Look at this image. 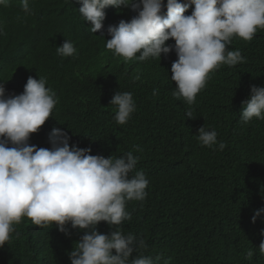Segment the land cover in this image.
I'll use <instances>...</instances> for the list:
<instances>
[{"label": "trees", "instance_id": "obj_1", "mask_svg": "<svg viewBox=\"0 0 264 264\" xmlns=\"http://www.w3.org/2000/svg\"><path fill=\"white\" fill-rule=\"evenodd\" d=\"M29 3L31 14L23 12L20 0L0 6V82L6 94L22 93L32 76L46 78V87L58 98L54 118L31 134L29 143L51 148L50 132L62 128L70 146L97 144L92 155L118 158L132 151L139 157L136 171L149 180L143 201L126 202L130 221L113 228L100 222L97 230L132 233L147 244L140 252L161 256V264H264L258 249L264 216L252 222L254 212L264 208V119L248 124L240 119L251 86H264V30L258 29L251 41L232 38L228 49L240 50L246 62L210 73L189 106L172 94L174 51L160 61L125 62L106 48L107 27L130 20L136 15L131 9L107 8L103 37L90 32L79 0ZM65 40L77 48L75 58L57 55L56 47ZM117 91L132 93L136 102L124 125L115 121L116 106L110 104ZM189 110L192 118L185 115ZM202 126L218 133V142L226 144L223 151L199 143ZM137 145L142 151L135 150ZM13 227L12 239L0 248V264H71L68 253L84 234L69 225L71 234L65 235L53 224L38 227L26 217Z\"/></svg>", "mask_w": 264, "mask_h": 264}, {"label": "clouds", "instance_id": "obj_2", "mask_svg": "<svg viewBox=\"0 0 264 264\" xmlns=\"http://www.w3.org/2000/svg\"><path fill=\"white\" fill-rule=\"evenodd\" d=\"M11 0H0L8 7ZM78 9L91 33L104 37L106 9H131L130 20L109 25L106 48L125 62L149 58L161 60L162 54L175 52L171 65V80L176 87L173 96L189 105L207 85L210 73L222 65L230 67L246 62L240 50H229L232 38L251 41L257 30H264V0H79ZM191 14L186 15L189 8ZM25 14H31L29 0H20ZM166 10V11H165ZM0 24V35H3ZM170 39L175 43H166ZM57 55H78L72 41L56 47ZM139 79V76L135 77ZM47 80L29 76L20 94H6L5 82H0V248L12 239L14 225L29 218L38 227L53 224L61 233L70 235L68 226L84 232L76 247L68 253L71 264H161L162 257L145 255L147 244L132 233L115 229L110 234L97 230L100 222L112 226L132 219L126 202L143 201L149 180L143 171H136L139 157L132 151L114 158L92 155L91 148H80L62 128L49 134L51 148L29 143L53 117L58 98L46 87ZM159 90L154 89L153 95ZM111 105L116 106L115 121L126 124L136 111L130 92H115ZM192 118V112L185 113ZM264 119V86H251L249 98L242 102L240 119L248 124ZM218 133L204 126L198 129L202 146L223 151L226 144L218 142ZM136 151H142L135 146ZM134 175H130L132 173ZM264 216V208L254 212L252 222ZM113 228V227H112ZM261 235L264 236V230ZM259 252L264 254V240ZM113 250L115 254H113ZM134 253H139L135 254ZM254 250L247 252L251 260ZM168 264V261H163Z\"/></svg>", "mask_w": 264, "mask_h": 264}, {"label": "water", "instance_id": "obj_3", "mask_svg": "<svg viewBox=\"0 0 264 264\" xmlns=\"http://www.w3.org/2000/svg\"><path fill=\"white\" fill-rule=\"evenodd\" d=\"M91 148H92V150H97V144H95V143L92 144V145H91Z\"/></svg>", "mask_w": 264, "mask_h": 264}]
</instances>
